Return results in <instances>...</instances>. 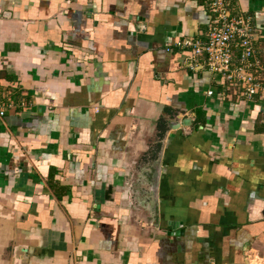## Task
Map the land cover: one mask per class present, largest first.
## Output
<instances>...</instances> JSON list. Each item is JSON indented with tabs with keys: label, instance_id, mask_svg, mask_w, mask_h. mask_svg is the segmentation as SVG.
Wrapping results in <instances>:
<instances>
[{
	"label": "crops",
	"instance_id": "1",
	"mask_svg": "<svg viewBox=\"0 0 264 264\" xmlns=\"http://www.w3.org/2000/svg\"><path fill=\"white\" fill-rule=\"evenodd\" d=\"M229 9L264 67V0ZM211 20L205 0H0V264H264V90L175 46Z\"/></svg>",
	"mask_w": 264,
	"mask_h": 264
},
{
	"label": "built area",
	"instance_id": "2",
	"mask_svg": "<svg viewBox=\"0 0 264 264\" xmlns=\"http://www.w3.org/2000/svg\"><path fill=\"white\" fill-rule=\"evenodd\" d=\"M205 3L212 13L206 38L184 37L175 46L189 48L190 58L194 61L206 58L208 69L220 74L223 83L239 87L240 94L251 99L264 90V78L261 77L264 67L256 57L251 17L233 15L229 0H205ZM5 112V107L0 104V117Z\"/></svg>",
	"mask_w": 264,
	"mask_h": 264
}]
</instances>
